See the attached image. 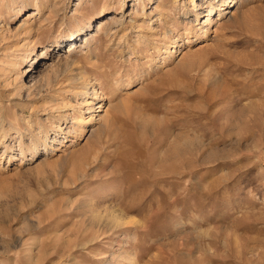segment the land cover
Listing matches in <instances>:
<instances>
[{"label": "rangeland", "instance_id": "374dc122", "mask_svg": "<svg viewBox=\"0 0 264 264\" xmlns=\"http://www.w3.org/2000/svg\"><path fill=\"white\" fill-rule=\"evenodd\" d=\"M0 264H264V0H0Z\"/></svg>", "mask_w": 264, "mask_h": 264}, {"label": "bare ground", "instance_id": "6f19581e", "mask_svg": "<svg viewBox=\"0 0 264 264\" xmlns=\"http://www.w3.org/2000/svg\"><path fill=\"white\" fill-rule=\"evenodd\" d=\"M223 10H219V13L220 12H222ZM220 15H222L221 13H220ZM106 22V21H105ZM104 22V23H105ZM103 24V23H102ZM99 27H98V30L100 31V30H103V26H104V24L103 25H101V22H99ZM49 81V80H48ZM96 99L97 100H102L103 99V96H102V94L101 93H97V96H96ZM99 104H101V103H98V108H101V105H99ZM99 112V111H98ZM99 121H100V123L103 125L104 124V122H106L105 121V118H100L99 119ZM113 142V141H112ZM182 145V144H181ZM180 152H182V151H180V149L178 148V147H172L171 149H169L168 151H167V153L165 154V155H167V158H170V163H168V162H166V163H164V162H162V163H164V165L163 166H170V165H174V166H178V165H180L179 163H180V161L182 162V157H181V154H180ZM169 160V159H168ZM165 161V160H164Z\"/></svg>", "mask_w": 264, "mask_h": 264}]
</instances>
